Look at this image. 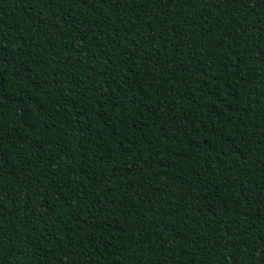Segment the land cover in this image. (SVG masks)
<instances>
[{"label": "trees", "instance_id": "trees-1", "mask_svg": "<svg viewBox=\"0 0 264 264\" xmlns=\"http://www.w3.org/2000/svg\"><path fill=\"white\" fill-rule=\"evenodd\" d=\"M0 264H264V0H0Z\"/></svg>", "mask_w": 264, "mask_h": 264}]
</instances>
